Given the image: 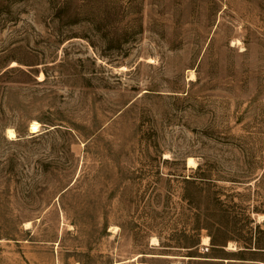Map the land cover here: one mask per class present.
<instances>
[{
	"label": "rangeland",
	"instance_id": "rangeland-1",
	"mask_svg": "<svg viewBox=\"0 0 264 264\" xmlns=\"http://www.w3.org/2000/svg\"><path fill=\"white\" fill-rule=\"evenodd\" d=\"M260 214L264 0H0V264H264Z\"/></svg>",
	"mask_w": 264,
	"mask_h": 264
},
{
	"label": "bare ground",
	"instance_id": "bare-ground-1",
	"mask_svg": "<svg viewBox=\"0 0 264 264\" xmlns=\"http://www.w3.org/2000/svg\"><path fill=\"white\" fill-rule=\"evenodd\" d=\"M42 77H44L43 75H42ZM191 77L192 78H194L195 76H194V73L192 72L191 73ZM37 126H38V124L36 123V125L33 127V129H32V132L33 133H36L38 130H37ZM15 132L16 131H14V129H12V128H10V129H8V131H7V135H8V138L10 139V138H14V137H16V134H15ZM17 138V137H16ZM194 159V158H193ZM195 161V160H194ZM193 161V162H194ZM191 163H192V158H189L188 159V166L189 165H191ZM193 164V163H192ZM196 164V163H195ZM263 217V215L262 214H260L259 215V218H260V220H262L261 218ZM264 218V217H263ZM29 222H27L26 224H28ZM26 226V225H25ZM28 226V225H27ZM27 228V227H26ZM158 241V240H157ZM155 243V242H154ZM153 243V244H154ZM202 245H210V238L209 237H204L203 238V240H202ZM229 249H232V250H236L235 248H234V245L231 243L230 244V246H229ZM138 258H140V256H138V257H136V258H134L133 260H136V259H138ZM214 261H216V260H214ZM232 260H223V262H231ZM133 262V261H132ZM76 264H79V263H76ZM114 264H117V263H114ZM142 264H144V263H142Z\"/></svg>",
	"mask_w": 264,
	"mask_h": 264
},
{
	"label": "trees",
	"instance_id": "trees-1",
	"mask_svg": "<svg viewBox=\"0 0 264 264\" xmlns=\"http://www.w3.org/2000/svg\"><path fill=\"white\" fill-rule=\"evenodd\" d=\"M210 242H212L213 244H215V242H216L212 236H210ZM244 243H245V246H244V247H246V248H243V249H241L240 251H249L250 248H252V246H249L250 244H249L248 241H245ZM210 248H211V247H210ZM258 248H260V247H258ZM246 249H247V250H246ZM194 257H197V256H194ZM194 257H192V258H194ZM242 259H249V258H242ZM208 261H214V260H208ZM222 262H223V261H222Z\"/></svg>",
	"mask_w": 264,
	"mask_h": 264
},
{
	"label": "built area",
	"instance_id": "built-area-1",
	"mask_svg": "<svg viewBox=\"0 0 264 264\" xmlns=\"http://www.w3.org/2000/svg\"><path fill=\"white\" fill-rule=\"evenodd\" d=\"M210 250V245H202L201 251L202 252H209Z\"/></svg>",
	"mask_w": 264,
	"mask_h": 264
},
{
	"label": "crops",
	"instance_id": "crops-1",
	"mask_svg": "<svg viewBox=\"0 0 264 264\" xmlns=\"http://www.w3.org/2000/svg\"><path fill=\"white\" fill-rule=\"evenodd\" d=\"M223 260H227V258H222V259H220V260H217V259H216V261H223ZM228 260H232V259H228ZM256 262H258V263H260V264H263L262 261H256Z\"/></svg>",
	"mask_w": 264,
	"mask_h": 264
}]
</instances>
